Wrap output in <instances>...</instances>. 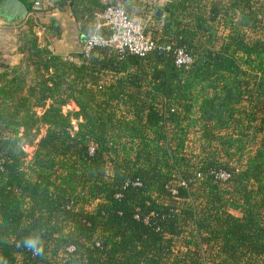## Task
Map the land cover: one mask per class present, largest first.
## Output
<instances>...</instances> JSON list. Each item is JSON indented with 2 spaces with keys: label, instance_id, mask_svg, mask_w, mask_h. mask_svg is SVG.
I'll use <instances>...</instances> for the list:
<instances>
[{
  "label": "trees",
  "instance_id": "obj_1",
  "mask_svg": "<svg viewBox=\"0 0 264 264\" xmlns=\"http://www.w3.org/2000/svg\"><path fill=\"white\" fill-rule=\"evenodd\" d=\"M128 1L70 9L94 24ZM154 17L145 57L56 54L30 17L19 64H0L7 264H264V0H170ZM94 34L110 36L84 45ZM33 233L43 256L22 245Z\"/></svg>",
  "mask_w": 264,
  "mask_h": 264
},
{
  "label": "crops",
  "instance_id": "obj_2",
  "mask_svg": "<svg viewBox=\"0 0 264 264\" xmlns=\"http://www.w3.org/2000/svg\"><path fill=\"white\" fill-rule=\"evenodd\" d=\"M24 1L26 2V0ZM169 1L170 0H157V2L147 1L149 4H152L151 7H149L144 3L146 2L145 0H130L126 6L130 11L129 13L136 15L139 22L145 25L147 32L153 31L156 32V35L160 36L164 21L155 18L154 14L159 8L165 7ZM54 2H63V8L51 3L47 9H43L39 17L35 19L38 23V33L42 32L41 34L45 36V42L48 41L51 51L56 54L68 56L77 49L83 51L85 41L83 33L88 30L86 25L82 24L81 21H77L74 17L70 9V0H54ZM153 2L155 3L156 9L153 8ZM140 6L144 9H154L152 16L151 14L141 11ZM54 21L57 22L61 30V34L58 37H54L49 28ZM96 22L97 21H95L94 24L90 23L94 33L97 31ZM14 27L15 26H6L0 23V59L3 63L11 66L19 64L21 60V55L18 53L16 38L13 36V32H15Z\"/></svg>",
  "mask_w": 264,
  "mask_h": 264
},
{
  "label": "built area",
  "instance_id": "obj_3",
  "mask_svg": "<svg viewBox=\"0 0 264 264\" xmlns=\"http://www.w3.org/2000/svg\"><path fill=\"white\" fill-rule=\"evenodd\" d=\"M45 4L50 6V0H46ZM41 11L43 7L38 1L29 12V18L37 19ZM96 21L97 31L105 28L110 32V36L108 38L97 34L90 36L83 46L82 53L86 55H89L95 46H100L145 57L158 47V41L148 36L146 27L132 18L125 6H109L97 16ZM193 61L192 56L185 51L177 52V66H189ZM223 177L227 178L226 175Z\"/></svg>",
  "mask_w": 264,
  "mask_h": 264
},
{
  "label": "rangeland",
  "instance_id": "obj_4",
  "mask_svg": "<svg viewBox=\"0 0 264 264\" xmlns=\"http://www.w3.org/2000/svg\"><path fill=\"white\" fill-rule=\"evenodd\" d=\"M41 2V4H42V7H43V9H47V5L45 4V1L46 0H26V2L28 3V4H31L32 5V7L35 5V3L36 2ZM51 1V3H53L55 6L57 5V4H61V3H63V2H59V3H57V2H54V0H50ZM146 2H144V3H146L147 4V6H149V7H151V5L152 4H149V2H147V1H154V2H157V0H145ZM153 2V8L154 9H156L155 8V3ZM146 4H144V5H146ZM126 9L128 10V12H130L129 11V9H128V7H126ZM140 9H141V11H143V12H146V13H148V14H151V16H152V14H153V10L152 9H144L142 6H140ZM130 14V16L134 19V20H136L137 22H139V20L137 19V17H136V15H132L131 13H129ZM90 23H92L93 24V22H88L87 24H85L86 25V27H87V29L88 30H86V31H84V33L86 32V33H92V31H93V28H91L92 26H90ZM140 23V22H139ZM144 25V24H143ZM145 26V25H144ZM26 30V27H25V23H22V24H20V25H17V26H15L14 27V31L15 32H13V36L16 38V43H17V45H19L18 43L20 42L19 41V39L22 37V33H23V31H25ZM42 33V32H41ZM41 33H38L39 34V38H40V41L42 42V43H45V36L43 35V34H41ZM150 33V32H149ZM148 35H150V34H148ZM47 41V40H46ZM48 42V41H47ZM81 48V47H80ZM80 53H82V51H81V49H77V50H75L73 53H71L70 55H68V56H66V57H70V56H72V55H75V54H80ZM2 63V60L0 59V64ZM74 110H77L76 109V107H75V105L74 104H72V105H70V106H68V107H65L64 108V113H67L68 111H74ZM26 151L28 152V154H30V155H32L33 154V151H34V148H26Z\"/></svg>",
  "mask_w": 264,
  "mask_h": 264
},
{
  "label": "water",
  "instance_id": "obj_5",
  "mask_svg": "<svg viewBox=\"0 0 264 264\" xmlns=\"http://www.w3.org/2000/svg\"><path fill=\"white\" fill-rule=\"evenodd\" d=\"M29 18V9L22 0H0V23L17 26Z\"/></svg>",
  "mask_w": 264,
  "mask_h": 264
},
{
  "label": "clouds",
  "instance_id": "obj_6",
  "mask_svg": "<svg viewBox=\"0 0 264 264\" xmlns=\"http://www.w3.org/2000/svg\"><path fill=\"white\" fill-rule=\"evenodd\" d=\"M23 247L30 251L34 256H43L45 254V246L42 237L39 233H33L25 237L22 241ZM21 244H17L20 247ZM0 264H7V262L0 258Z\"/></svg>",
  "mask_w": 264,
  "mask_h": 264
}]
</instances>
